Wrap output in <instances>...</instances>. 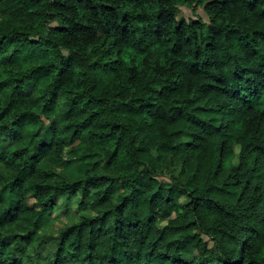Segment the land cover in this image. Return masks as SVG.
<instances>
[{
	"label": "trees",
	"instance_id": "obj_1",
	"mask_svg": "<svg viewBox=\"0 0 264 264\" xmlns=\"http://www.w3.org/2000/svg\"><path fill=\"white\" fill-rule=\"evenodd\" d=\"M0 168V264H264V0H0Z\"/></svg>",
	"mask_w": 264,
	"mask_h": 264
},
{
	"label": "rangeland",
	"instance_id": "obj_2",
	"mask_svg": "<svg viewBox=\"0 0 264 264\" xmlns=\"http://www.w3.org/2000/svg\"><path fill=\"white\" fill-rule=\"evenodd\" d=\"M182 17H185L187 19H197L198 17H202L204 20H207L206 15L204 14L203 9L200 7L196 12H193L189 8H182ZM5 176V173L2 168H0V181L2 178ZM32 196V195H31ZM30 196V197H31ZM29 204L32 208L34 209H39V206L36 204L35 199L31 197ZM66 216V210L65 208H61L58 213V217H55L54 220L52 221V229L53 230H58L61 228L68 220L66 218H63ZM32 251V249H30Z\"/></svg>",
	"mask_w": 264,
	"mask_h": 264
}]
</instances>
